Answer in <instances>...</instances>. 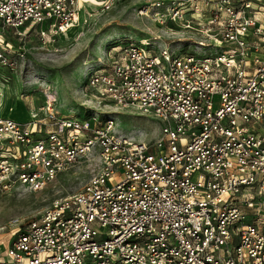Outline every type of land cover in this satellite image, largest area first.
Listing matches in <instances>:
<instances>
[{
    "label": "built area",
    "instance_id": "built-area-1",
    "mask_svg": "<svg viewBox=\"0 0 264 264\" xmlns=\"http://www.w3.org/2000/svg\"><path fill=\"white\" fill-rule=\"evenodd\" d=\"M86 2L0 0L1 66L24 60L15 39L33 26L43 44L70 32ZM150 8L204 40L186 52L160 35L127 41L87 86L159 120L153 139L113 114L59 116L49 96L43 117L0 115V192L42 191L96 164L10 233L0 264H264V0H152L138 13Z\"/></svg>",
    "mask_w": 264,
    "mask_h": 264
},
{
    "label": "rangeland",
    "instance_id": "rangeland-1",
    "mask_svg": "<svg viewBox=\"0 0 264 264\" xmlns=\"http://www.w3.org/2000/svg\"><path fill=\"white\" fill-rule=\"evenodd\" d=\"M151 1L115 0L104 10L94 0H88L81 10L78 25L55 42L42 43L37 34L40 26L31 27L32 31L22 41L15 39L26 53L15 69L0 64V115L19 121L29 120L32 112L43 117L41 111L52 94L59 116L73 114L84 118L113 114L122 131L137 129L146 140L153 139L161 128L159 120L133 108H116L109 99H103L87 86L89 74L109 66L118 46L127 41L160 35L159 42L168 43L174 49L185 46L182 52H186L191 50L187 43L189 38L204 40L199 33L181 32L177 24H159L155 20V9L150 8L149 16L140 15L139 9ZM47 24L45 21L44 27ZM95 165V162H85L73 167L42 191L20 188L0 192V237L5 241L1 251L9 244L10 233L19 225L37 218L56 198L79 191L96 171Z\"/></svg>",
    "mask_w": 264,
    "mask_h": 264
},
{
    "label": "bare ground",
    "instance_id": "bare-ground-1",
    "mask_svg": "<svg viewBox=\"0 0 264 264\" xmlns=\"http://www.w3.org/2000/svg\"><path fill=\"white\" fill-rule=\"evenodd\" d=\"M48 95H49V94H48ZM51 95H52V94L49 95L50 100H51V101H54V97H52Z\"/></svg>",
    "mask_w": 264,
    "mask_h": 264
}]
</instances>
